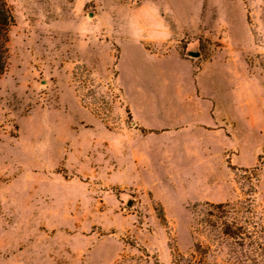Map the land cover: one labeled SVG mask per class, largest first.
<instances>
[{"label":"rangeland","instance_id":"374dc122","mask_svg":"<svg viewBox=\"0 0 264 264\" xmlns=\"http://www.w3.org/2000/svg\"><path fill=\"white\" fill-rule=\"evenodd\" d=\"M7 1L0 264H231L264 224V0Z\"/></svg>","mask_w":264,"mask_h":264},{"label":"trees","instance_id":"16d2710c","mask_svg":"<svg viewBox=\"0 0 264 264\" xmlns=\"http://www.w3.org/2000/svg\"><path fill=\"white\" fill-rule=\"evenodd\" d=\"M16 24V19L12 6L7 0H0V78L7 71L9 64V30ZM259 170V167H256ZM225 204L219 203L218 207H223ZM228 236L241 238L239 242L236 240L235 244H238L242 248V253L237 255L235 260L231 264H264V224L260 221L257 225L256 232H248V230L236 232L232 229V226H228V230L224 232ZM241 234V237H240ZM244 234V236L242 235ZM246 238H254L252 242L247 241ZM252 248V252L249 251ZM179 264H219L211 263L206 259H195L193 256L179 255Z\"/></svg>","mask_w":264,"mask_h":264},{"label":"water","instance_id":"95a60500","mask_svg":"<svg viewBox=\"0 0 264 264\" xmlns=\"http://www.w3.org/2000/svg\"><path fill=\"white\" fill-rule=\"evenodd\" d=\"M188 54L194 57H198L200 55L198 51H189Z\"/></svg>","mask_w":264,"mask_h":264}]
</instances>
